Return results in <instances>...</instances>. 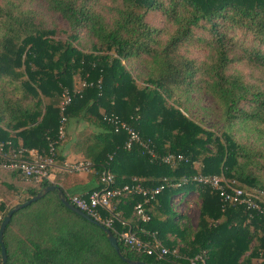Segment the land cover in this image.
<instances>
[{"label":"trees","instance_id":"trees-1","mask_svg":"<svg viewBox=\"0 0 264 264\" xmlns=\"http://www.w3.org/2000/svg\"><path fill=\"white\" fill-rule=\"evenodd\" d=\"M46 1L67 28L37 27L30 17L35 12L21 9V2L0 4L4 151L17 149L19 137V147L43 153L56 141V159L63 140L58 138L60 102L67 89L72 99L64 111L63 133L68 120L86 114L94 116L88 117L89 122L99 130L87 136L91 140L87 156L98 180L91 190L102 187L99 175L106 166L117 187L138 183L152 188L166 178L164 189L144 204L150 216L146 222L134 214V206L144 200L142 194L113 199L112 211L125 222L117 220L116 231L111 229L123 256L149 264H190V259L204 252L205 263L199 264H264V204L257 211L225 202L209 184L192 179L200 174L219 175L234 179L243 189L264 192V148L240 143L228 132L243 120L264 124V77L247 85L239 76L227 74L242 61L264 70V0H112L111 6H105L106 0ZM159 15L160 22L153 23L152 18ZM78 31L95 39L90 51L75 44L81 39ZM58 33L65 39L56 38ZM195 44L207 48L204 57L191 54ZM123 60L138 65L136 73L141 67L150 69L145 85L137 84ZM6 86L14 94L1 90ZM194 88L223 101L227 130L220 136L168 103L175 91ZM105 115H116L137 129L158 157L151 160L135 143L126 149L128 135L123 130L115 132ZM167 154L182 159L165 162L162 158ZM4 178L9 188L24 191L16 203L52 184L48 180L36 183L0 167V182ZM63 192L66 199L72 194ZM188 193L201 199L194 229L180 223L186 216L171 203L173 197L185 199ZM11 207L0 203L3 216ZM130 226L139 238L155 237L169 252L162 257L135 252L118 234ZM3 244L6 264H129L111 246L104 230L66 207L56 191L13 212Z\"/></svg>","mask_w":264,"mask_h":264},{"label":"built area","instance_id":"built-area-1","mask_svg":"<svg viewBox=\"0 0 264 264\" xmlns=\"http://www.w3.org/2000/svg\"><path fill=\"white\" fill-rule=\"evenodd\" d=\"M82 85H85V83ZM71 99V93L65 89L62 93L60 102V113L62 117L59 126V139L63 138V127L66 120L64 111L66 106L71 102ZM104 119L108 124L113 126L115 132L123 130L128 135V139L125 141L126 149H131L135 143L143 148L150 156L151 160L158 157L156 151L142 140L139 131L129 123L121 120L116 115H105ZM55 142L56 141L50 142L48 152L43 153L38 150L34 152L31 149L27 150L22 147H17V149L9 148L8 152H5L4 144L0 141V167L6 170L16 171L21 177L32 179L36 183H41L45 180L49 181L50 168L54 166L55 162ZM162 159L165 162H172L174 160H181L182 156L167 154ZM64 169L67 171H89L92 169V163L90 161H76L66 164ZM99 179L103 184L99 189L91 190L85 194H70L67 200L110 230H115L114 222L117 220L125 224V222H122L119 218L118 214L112 211V201L114 198L119 195L125 196L133 192L142 194L144 200L134 206V214L141 222H146L150 216L144 204L155 199L156 195L164 189L166 182V178H164L162 184L152 188L143 187L138 183L133 185L124 184L121 187H117L114 185V176L108 166L102 169ZM192 179L203 184H209L213 189L219 192L221 200L225 202L244 204L249 209L262 211V204H264V192L262 190L254 187L243 189L234 179L229 180L219 175L204 176L200 174L193 176ZM190 194L192 193H188L186 197ZM179 198L180 200L183 199L182 196H179ZM103 211L107 214L104 215L102 213ZM118 234L123 243L128 245L135 252L156 255L158 257H162L169 252V249L155 237H153L152 240L139 238L131 226L126 230L118 232ZM151 235L154 236L153 234ZM205 258L204 252L197 254L190 259V264L205 263Z\"/></svg>","mask_w":264,"mask_h":264},{"label":"rangeland","instance_id":"rangeland-1","mask_svg":"<svg viewBox=\"0 0 264 264\" xmlns=\"http://www.w3.org/2000/svg\"><path fill=\"white\" fill-rule=\"evenodd\" d=\"M15 2H21V9L33 10L37 14L36 17H34L35 13L30 16L34 18V24L37 27H43L44 29H49L50 27H68L67 22L63 21L58 13L51 11L46 0H15ZM0 4L1 7H4V0H1ZM111 5H113L112 0L105 1V6ZM160 20V15L152 18L153 23H155V21L159 23ZM3 23V21H0V35L4 29ZM78 34L81 37L80 43L76 42L75 44L86 52L90 51L91 44L95 42V39H91L82 31H78ZM55 37L62 40L65 39V35L61 33L56 34ZM190 51L193 56L202 58L204 54L207 53V48H204L201 44H195L191 46ZM123 63L133 71V76L139 86H143L147 83V79L151 74L150 69L141 67V71L136 73V68L139 67L138 65L129 63L128 60H123ZM227 74L239 76L247 85H254L261 82V79L264 77V70L251 66L247 61H242L231 66ZM1 90L10 94H14L15 92L10 86H6ZM168 103L177 106L183 111L186 117L191 118L201 127L212 131L218 136H220L223 131L227 130L226 126H224L225 105L223 101L210 92H205L199 88H194L189 92L177 90L172 97L168 99ZM228 132L240 143L254 144L255 146L264 148V124L243 120L233 124V126L228 129ZM196 195L197 194H190L182 200L179 198L180 195H177L172 198L173 200L171 202L173 209L178 211L181 215L184 214L186 216L180 223L185 224L189 229L196 228L199 221L201 199ZM23 197L24 191L21 189L15 190L9 188L5 178L0 182V203L5 204L6 207H13L17 204L16 202ZM3 217V213L0 211V223ZM175 248V250H177L178 246Z\"/></svg>","mask_w":264,"mask_h":264},{"label":"crops","instance_id":"crops-1","mask_svg":"<svg viewBox=\"0 0 264 264\" xmlns=\"http://www.w3.org/2000/svg\"><path fill=\"white\" fill-rule=\"evenodd\" d=\"M81 89L80 84L75 81V91ZM102 110H100L101 112ZM93 115L80 116L78 120L70 119L65 125L63 140L58 143L54 166L50 168V180L52 184L72 194H85L98 185L97 176L90 171H67L66 164L76 161H91L87 151L91 148V140L87 137L99 133L94 124L89 122ZM92 121V120H91ZM84 132V133H83ZM21 138L17 139V146H21ZM37 151V149H31ZM24 184V182H23Z\"/></svg>","mask_w":264,"mask_h":264},{"label":"water","instance_id":"water-1","mask_svg":"<svg viewBox=\"0 0 264 264\" xmlns=\"http://www.w3.org/2000/svg\"><path fill=\"white\" fill-rule=\"evenodd\" d=\"M50 191H56L60 201L66 207L71 209L73 212H75L76 214L80 215L81 217L87 219L88 221H90V222L94 223L95 225H98L100 228H102L104 230V232L107 234V238L109 240V243L115 249V251L117 252V254L121 257V259L123 261H125V262H127L129 264H149V263H147V262H145L143 260H132V259H129V258L123 256L122 253H121V250L119 248L117 238L111 232V230L109 228H107L106 226H104L103 224H101L99 221H97V220L93 219L92 217H90L87 213H85L84 211L80 210L78 207L74 206L72 203H70L66 199V196H65L63 190L57 184H51V185H46V186L42 187L36 194H34L31 197H29L27 200H25V201H23L21 203L15 204L4 215V217H3V219H2V221L0 223L1 264H6V260H7L6 249H5V246L3 244V232H4V229H5L6 225L9 223L13 212H15L16 210H18L20 208H23V207L29 205L30 203L40 199L42 196H44L46 193H48Z\"/></svg>","mask_w":264,"mask_h":264}]
</instances>
